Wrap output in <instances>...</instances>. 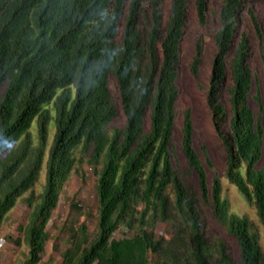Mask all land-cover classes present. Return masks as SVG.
Returning a JSON list of instances; mask_svg holds the SVG:
<instances>
[{
  "label": "trees",
  "instance_id": "obj_1",
  "mask_svg": "<svg viewBox=\"0 0 264 264\" xmlns=\"http://www.w3.org/2000/svg\"><path fill=\"white\" fill-rule=\"evenodd\" d=\"M208 47L225 176L264 225L260 3L0 0V219L25 197L23 264H45L46 223L84 162L97 176L96 228L71 222L59 264H264L254 222L229 211L218 173L209 184L181 102V63L191 53L198 77Z\"/></svg>",
  "mask_w": 264,
  "mask_h": 264
},
{
  "label": "rangeland",
  "instance_id": "obj_2",
  "mask_svg": "<svg viewBox=\"0 0 264 264\" xmlns=\"http://www.w3.org/2000/svg\"><path fill=\"white\" fill-rule=\"evenodd\" d=\"M264 9V0H255ZM208 47L204 65L198 77L191 74L188 59L185 57L180 66L179 84L181 99L184 106L192 108L194 123V141L196 148L205 163L209 184L212 177L218 173L221 179L223 196L228 200L229 211L246 214L260 231L261 243L264 247V225L259 220L255 206L248 204L238 187L225 176L226 149L213 122L212 111L209 107L206 88L211 74V55ZM255 104V103H254ZM178 133L176 138H179ZM207 157L211 163L207 162ZM96 184L97 176L92 166L84 162L79 171L67 179L60 190L57 205L52 208L46 223L49 239L41 255V263L59 264L62 252L68 246L71 222H85L88 232L93 234L96 228ZM40 188L38 187L37 190ZM29 207L25 197L20 198L4 219H0V264H23L26 258V246L18 243L22 235L20 226L27 222ZM171 225L159 222L155 228L158 236L169 235ZM122 231H117L115 237H121ZM40 264V263H38Z\"/></svg>",
  "mask_w": 264,
  "mask_h": 264
}]
</instances>
